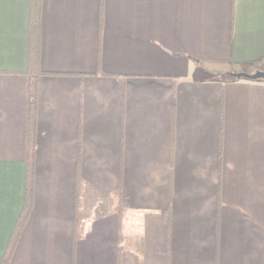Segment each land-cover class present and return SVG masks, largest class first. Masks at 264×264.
<instances>
[{
	"label": "crops",
	"instance_id": "crops-1",
	"mask_svg": "<svg viewBox=\"0 0 264 264\" xmlns=\"http://www.w3.org/2000/svg\"><path fill=\"white\" fill-rule=\"evenodd\" d=\"M38 9L0 0V264H264V80L230 76L264 0Z\"/></svg>",
	"mask_w": 264,
	"mask_h": 264
},
{
	"label": "trees",
	"instance_id": "trees-1",
	"mask_svg": "<svg viewBox=\"0 0 264 264\" xmlns=\"http://www.w3.org/2000/svg\"><path fill=\"white\" fill-rule=\"evenodd\" d=\"M39 0H33V11H32V16H31V28L33 33H35L38 30V22H39ZM34 92H35V84L34 82H32L30 84V94H31V105L33 106V98H34ZM28 202V199H27ZM27 209H25V212L28 210V204H27ZM20 226H17V228ZM14 243V241H11V248H12V244ZM6 262V258L5 260H3V264Z\"/></svg>",
	"mask_w": 264,
	"mask_h": 264
},
{
	"label": "water",
	"instance_id": "water-1",
	"mask_svg": "<svg viewBox=\"0 0 264 264\" xmlns=\"http://www.w3.org/2000/svg\"><path fill=\"white\" fill-rule=\"evenodd\" d=\"M231 77L235 79H246L251 81L264 80V71H256L255 73H231Z\"/></svg>",
	"mask_w": 264,
	"mask_h": 264
},
{
	"label": "rangeland",
	"instance_id": "rangeland-1",
	"mask_svg": "<svg viewBox=\"0 0 264 264\" xmlns=\"http://www.w3.org/2000/svg\"><path fill=\"white\" fill-rule=\"evenodd\" d=\"M100 210L104 211V208H100Z\"/></svg>",
	"mask_w": 264,
	"mask_h": 264
}]
</instances>
